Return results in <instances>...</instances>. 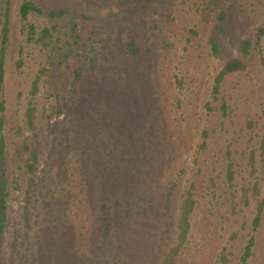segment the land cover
Instances as JSON below:
<instances>
[{
	"label": "rangeland",
	"instance_id": "1",
	"mask_svg": "<svg viewBox=\"0 0 264 264\" xmlns=\"http://www.w3.org/2000/svg\"><path fill=\"white\" fill-rule=\"evenodd\" d=\"M23 1L0 0V264H241L250 237L264 264V0Z\"/></svg>",
	"mask_w": 264,
	"mask_h": 264
},
{
	"label": "trees",
	"instance_id": "2",
	"mask_svg": "<svg viewBox=\"0 0 264 264\" xmlns=\"http://www.w3.org/2000/svg\"><path fill=\"white\" fill-rule=\"evenodd\" d=\"M30 14H36V15H42V11L39 10L34 3H32L30 0H24L20 7H19V16L22 22H26L28 16ZM65 15L64 11H52L50 13L47 14V17L49 18H59ZM225 15L224 14H220L218 20L219 21H223L225 19ZM32 29V26H31ZM6 33H7V26L4 25L3 27V44L1 47V51H0V96H1V92H2V85H3V59H4V46H5V39H6ZM47 33V31H45V34ZM264 35V29L261 28L258 30V37H257V44L256 47L258 46V42L259 39ZM208 44L211 50V53L214 56H218L220 54L219 52V47L217 45V43L215 42L214 39H209L208 40ZM250 47V44L247 41H243L241 43V50L243 51L244 54H247L248 49ZM262 62L264 63V60L262 59ZM244 70V66L242 65V63L239 60L236 59H232V60H228L227 62L224 63L222 70L217 74V76L214 79V85H213V92L217 93L218 92V88L220 83L222 82L223 78L230 74V73H234V72H238V71H243ZM35 93V85L32 91V96ZM32 104L29 103V106H31ZM4 108H3V102L0 100V113L3 112ZM28 116L31 115V113L33 112V108L29 107L28 110ZM2 150H3V135H2V120L0 117V156L2 154ZM31 160H32V165H30L31 170L33 169V166L36 162V154L35 152H32L31 155ZM231 172H228V180H231ZM186 198L183 201L182 204V214H181V221H180V225L182 223V227L180 228V236L182 237V239H184L186 237V233L188 231V219H189V215L192 213L193 211V206H194V201L191 200V196L189 193H186ZM6 193H5V180L1 179L0 180V246H1V242H2V238H3V233H4V224L6 221V214H5V199H6ZM263 204H264V200H262V202H260V204L257 206V210H256V215L252 220L251 226H252V231L254 232V230H256L258 224H259V220H260V215L261 212L263 210ZM183 241V240H182ZM254 246V239L252 237H250L246 243V245L243 248V252L242 255L240 257V263L241 264H246L248 259L251 257L252 254V248Z\"/></svg>",
	"mask_w": 264,
	"mask_h": 264
}]
</instances>
